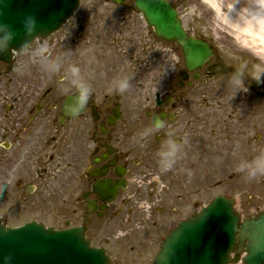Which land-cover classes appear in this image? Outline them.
I'll return each mask as SVG.
<instances>
[{
  "label": "flooded vegetation",
  "instance_id": "flooded-vegetation-1",
  "mask_svg": "<svg viewBox=\"0 0 264 264\" xmlns=\"http://www.w3.org/2000/svg\"><path fill=\"white\" fill-rule=\"evenodd\" d=\"M117 1L94 0L80 9V0L64 26L67 37L59 36L63 27L58 37L33 42V48L45 42L62 64L56 72L38 69L27 85L20 83L16 103L0 114V187H8L0 221L6 227L33 221L58 230L78 227L92 244L112 228L113 248L109 240L97 245L106 249L111 264H153L167 234L202 211L204 187L211 195L231 185L236 176L231 168L264 152V81H246V98L232 104L234 64L220 47L232 49L231 34L214 33L220 19L214 8L203 6L206 0H166L189 36L209 43L214 52L190 72L181 50L177 93L172 76L161 70L170 60L160 47L167 42L137 0ZM190 4L202 12L195 21L184 15ZM228 9L221 7V15L230 18ZM19 54L28 53H15L13 62ZM144 64L160 69L164 86L154 97L129 99L115 83L127 77L125 91L135 88ZM73 65L90 92L82 109L67 115L66 101L78 94L71 82ZM224 82L228 100L213 99ZM219 113H227V120ZM169 139L180 142V156L162 171L158 152ZM221 154L228 155L227 162ZM13 212L22 214L19 221L13 222Z\"/></svg>",
  "mask_w": 264,
  "mask_h": 264
},
{
  "label": "water",
  "instance_id": "water-1",
  "mask_svg": "<svg viewBox=\"0 0 264 264\" xmlns=\"http://www.w3.org/2000/svg\"><path fill=\"white\" fill-rule=\"evenodd\" d=\"M77 6V0H8L0 20L10 24L16 36L0 59L10 62L13 51H21L25 40L58 31ZM137 6L161 38L182 48L189 71L209 61L211 47L188 36L176 9L167 1L137 0ZM27 14L38 20L32 37L22 23ZM71 102L68 100L63 110L67 115L66 106ZM243 251V264H264V212L241 222L234 201L218 196L167 236L153 264H230L239 261ZM233 252H237L234 260ZM9 255L11 264H110L105 250L91 247L81 229L56 231L35 223L16 229L0 224V264Z\"/></svg>",
  "mask_w": 264,
  "mask_h": 264
},
{
  "label": "rangeland",
  "instance_id": "rangeland-1",
  "mask_svg": "<svg viewBox=\"0 0 264 264\" xmlns=\"http://www.w3.org/2000/svg\"><path fill=\"white\" fill-rule=\"evenodd\" d=\"M93 1L94 0H81L80 9L83 6L87 7ZM214 1H217L221 7L229 8L228 9L229 15L231 10H233L232 12L236 14L234 10L239 11V7H241V4L243 5V3H247L249 5L253 2V0H206L204 1L203 6L213 11V7L211 6L212 4L210 2H214ZM218 18L221 21L215 19L217 24L214 23L216 29V30L214 29V33L218 35L231 34V45H232L231 51H234L240 58L249 60L250 63L254 62L256 59L255 57L251 56L250 53L249 54L246 53L248 52L247 50L237 47L235 41L233 40L234 33L231 31L229 24H227L226 21L227 17L226 18L218 17ZM67 28L68 26L64 27V29L61 31L59 35L61 38H63L62 34H65L66 37L69 34L65 32L67 31ZM97 36L98 34H96V37ZM56 37H58V35H53L52 37H50V40ZM170 47L172 48V54H170V61L166 64V67L161 68V70L163 71V69H166L167 74L169 76H172V88H175L177 90V93H179L180 88L178 87V82L180 79L179 77L180 69L177 67L180 64L179 62H180V57L182 58V54L179 47L176 46L177 48H175L173 45H170ZM51 57L55 58L53 54H51ZM123 61H124V66H126V59L123 58ZM231 62L233 64L235 63V61L232 60ZM20 65H22V67ZM4 66H6V64L0 61V68H3L4 70V74H0V108H1L0 114H3L6 111L5 109H7L6 108L7 105L16 103L14 102L16 96L14 93L16 91V88L20 85V83H25L27 85V79L38 69L47 72L42 67L38 58L36 61H34L28 54H19L15 62L10 63L8 68ZM123 69H126V67H123ZM141 69H142L140 70L141 76L138 78L139 80H137L135 88H132L129 91H124L126 97L129 99L143 100L144 98L147 97H154L155 93L157 91L161 92L162 87L164 86V79L160 77L161 73H159L160 69L156 68L155 66H147L145 69V64L144 66H142ZM175 71L177 72L176 77L174 76ZM34 81L37 82V79H35ZM256 87L257 89H259V86L256 85ZM226 91H227V84L224 82L223 86L221 88H218V93L214 94L212 98L218 101L222 99L228 100L229 97L228 95L225 94ZM8 92L11 94H8ZM248 92L249 90L247 92L244 91L238 92V90L231 85V103L237 104L238 101H240L241 99H242L241 101H243L246 98V94ZM242 105H244V102L239 103L240 107ZM219 116L223 120H227L228 114L219 113ZM224 136L227 137V134L225 133ZM221 156L223 157L221 158L222 160H224L225 162L228 161L227 154H221ZM238 166L239 165H237L235 168H231V173H236L234 180H231V185L228 186L221 185L216 190L214 189L215 191L211 195H208V191H209L208 188L204 187V203L206 204L208 201H210L213 197H215L218 194L228 193L230 197L235 200L236 212L241 216L242 219H245L257 215L264 210V181L261 179V175H258L256 177H248L247 174H245V172L239 170ZM227 170L226 172H228ZM7 190L8 187L5 186L0 187V197H1L0 202L1 204H3V206L5 205V203L2 195ZM21 215L22 214L19 212H13L11 216L15 220L13 218L11 219L13 220V222L19 221ZM49 221H47L48 224L50 223ZM113 234L114 231L112 228L103 230V232H101L97 236V239L93 241V245L97 246L101 242L104 244V242L107 243V241L109 240L110 247L113 248L112 242L114 241L112 240L116 239V235ZM233 264H242V263L239 262Z\"/></svg>",
  "mask_w": 264,
  "mask_h": 264
},
{
  "label": "clouds",
  "instance_id": "clouds-1",
  "mask_svg": "<svg viewBox=\"0 0 264 264\" xmlns=\"http://www.w3.org/2000/svg\"><path fill=\"white\" fill-rule=\"evenodd\" d=\"M7 2L8 0H0V17L5 15L4 6ZM184 15L195 21L196 18H199L202 15V12L198 6L190 4L185 8ZM230 17L231 22L238 25L233 31H239L240 29L250 26L251 30L254 33H257L256 39L258 41H264V0H253V2L246 8L241 4L238 18L233 19L231 12ZM22 23L26 34L32 37L37 30L38 20L36 16L33 14H27L24 16ZM15 36L16 32L12 29L11 25L0 20V54L6 53L9 50ZM34 40L35 38L25 40L20 49L27 52L34 61L38 58L45 71H58L62 64L61 58H52L45 42H41L33 48ZM233 40L238 48L247 50L251 56L256 58L254 62L250 63L249 60L240 58L234 51L225 49L223 45H220L222 50H224L225 55L230 60L235 61L234 70L230 77L231 85L236 88L238 92H247L249 89L246 81L249 79L258 83L264 81V55L257 52L256 49L242 45L239 41L235 40V37H233ZM262 46L264 45H257L258 48ZM20 66L22 67V65ZM70 74L71 82L78 89V94L72 98V102L66 107L70 114H76L87 103L90 86L81 78L79 67L75 65L71 66ZM115 87L119 92H124L130 87V81L127 77H123L116 81ZM146 134L147 133H145V135ZM184 142H187V138H185ZM180 150L181 144L179 141L169 139L166 142L158 152L162 171H167L176 164L180 156ZM238 167L240 171L246 172L248 177H256L264 174V152H261L251 161H242ZM11 262V255L4 257V264H11Z\"/></svg>",
  "mask_w": 264,
  "mask_h": 264
},
{
  "label": "bare ground",
  "instance_id": "bare-ground-1",
  "mask_svg": "<svg viewBox=\"0 0 264 264\" xmlns=\"http://www.w3.org/2000/svg\"><path fill=\"white\" fill-rule=\"evenodd\" d=\"M212 5V7L215 9V11L217 12V15L219 17L222 18H226L223 15H221V6L217 1L214 2H210ZM233 10H231V16L233 19L238 18V12L237 10H234L236 14H234L232 12ZM227 24H229V27L231 28V31L234 33V37L236 40L240 41L242 45L247 46L248 48H253L256 49L257 52H259L260 54L264 55V46L262 47H257L258 44L264 45V41H258L256 39L257 33H254L250 26L240 29L239 31H233V29L237 28L238 25L237 24H233L231 22V17L230 18H226Z\"/></svg>",
  "mask_w": 264,
  "mask_h": 264
}]
</instances>
